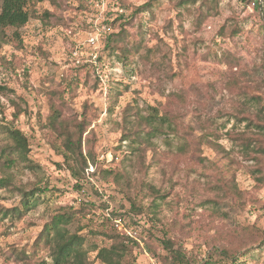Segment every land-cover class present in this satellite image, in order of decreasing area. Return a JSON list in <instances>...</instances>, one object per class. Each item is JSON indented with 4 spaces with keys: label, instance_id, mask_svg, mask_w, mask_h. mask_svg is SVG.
I'll list each match as a JSON object with an SVG mask.
<instances>
[{
    "label": "rangeland",
    "instance_id": "374dc122",
    "mask_svg": "<svg viewBox=\"0 0 264 264\" xmlns=\"http://www.w3.org/2000/svg\"><path fill=\"white\" fill-rule=\"evenodd\" d=\"M261 3L27 0V23L0 29V124L26 136L32 167L5 161L10 141L0 134V177L38 187V202L0 213V264H22L18 252L28 264H53L35 243L59 211L73 212L66 228L93 264H105L97 248L110 245L102 232L111 230L126 238L125 264H173L162 240L186 264H230L222 250L238 257L234 264H264V184L253 173L264 174V155L241 145L246 137L264 145L245 119L264 118ZM51 107L83 125L82 150L94 163L79 181L47 127ZM135 112L167 114L188 150L163 133L133 151L123 134ZM112 170L130 178L117 181ZM11 188L0 186V211L20 206L22 193Z\"/></svg>",
    "mask_w": 264,
    "mask_h": 264
},
{
    "label": "trees",
    "instance_id": "16d2710c",
    "mask_svg": "<svg viewBox=\"0 0 264 264\" xmlns=\"http://www.w3.org/2000/svg\"><path fill=\"white\" fill-rule=\"evenodd\" d=\"M196 1L198 0H180L181 4L195 3ZM238 1L246 2L248 0ZM26 4L27 0H0V29L5 27L18 28L26 24L30 18V13L26 8ZM148 6L149 3H145L142 7L140 6L139 10H143ZM259 7L262 10L263 19L258 26V31L264 36V0ZM121 36V33L114 35V39H110L108 42L109 47L115 48L116 46H114V43L117 41L116 39H121ZM126 117H128V115H126ZM245 119L247 120V124L253 125L258 135H264V118L253 121L252 118L245 116ZM124 121L129 124V127H124L123 137L129 139L134 145L132 147L133 151L140 150L142 144H150L152 137L163 133H173L179 136L180 142L176 144V149L179 152H186L188 150V142L185 140V136L178 133L175 122L167 114L158 116L154 112L147 116H143L136 113L134 120L128 117L125 118ZM47 127L60 136L59 145H61L60 149L64 156V162L71 176L76 179V181H79L80 178L84 177V171L88 167V163H94L92 153L88 151L84 154L82 150V134L84 130L82 123L77 122L69 124L66 120L61 118V111L58 108L51 107V111L47 118ZM0 134L6 136L10 141L6 144V149H8L9 152L5 161L11 166L16 163H26V165L32 167L30 159L28 158L29 148L27 138L19 128L11 124H0ZM254 138L255 137H246L241 139V145L244 147V151L251 149L264 155V145L259 143L258 139ZM6 149L3 151H6ZM253 173L256 181L264 184V174L260 173L259 170H255ZM111 174L117 181L119 178H130V174L125 171L112 170ZM0 186L5 188L12 187L11 189H17L22 193L20 206L0 211L2 217H5L9 213H17V215H19L23 210L28 208L30 203L35 204L38 202V196L35 195L39 191V188H31L28 191L23 190L15 186L11 174L0 177ZM148 188L156 198H162L164 196L154 187L148 185ZM31 197L33 200H30ZM130 209L133 213L140 211V205L136 204L132 198ZM116 213L117 212L112 211L111 216H114ZM75 219L72 211H59L52 216L49 224L43 227L38 236L35 245L48 248L53 264H93L86 258L87 252L83 245L82 237L76 233H70L66 228V225ZM102 234L109 238L111 243L108 247L103 246L97 248L96 258L100 259L105 264H125V257L129 251V246L125 242L126 238L115 230L103 231ZM162 243L164 248L169 252L173 264L187 263L185 256L179 250L173 249V247L169 245L168 240H162ZM248 249L250 248L246 250ZM222 253L229 258L230 264H234L238 258L234 256V254H226L225 250H222ZM17 254L19 255L18 257L23 260L22 264H28L29 256H26V252H18ZM37 264H45V262L39 261Z\"/></svg>",
    "mask_w": 264,
    "mask_h": 264
},
{
    "label": "built area",
    "instance_id": "2783aa9c",
    "mask_svg": "<svg viewBox=\"0 0 264 264\" xmlns=\"http://www.w3.org/2000/svg\"><path fill=\"white\" fill-rule=\"evenodd\" d=\"M87 1H90V0H87Z\"/></svg>",
    "mask_w": 264,
    "mask_h": 264
}]
</instances>
